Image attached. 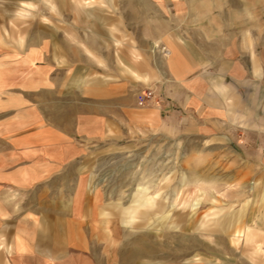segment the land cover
<instances>
[{"label":"crops","instance_id":"crops-1","mask_svg":"<svg viewBox=\"0 0 264 264\" xmlns=\"http://www.w3.org/2000/svg\"><path fill=\"white\" fill-rule=\"evenodd\" d=\"M128 1L153 10L141 26L166 28L134 34L129 61L122 27L96 60L89 47L74 61L0 33V264H105L94 255L82 143L136 131L198 139L239 169L236 185L255 203L245 221L264 234V0ZM147 88L162 94L159 107L137 105Z\"/></svg>","mask_w":264,"mask_h":264},{"label":"rangeland","instance_id":"rangeland-1","mask_svg":"<svg viewBox=\"0 0 264 264\" xmlns=\"http://www.w3.org/2000/svg\"><path fill=\"white\" fill-rule=\"evenodd\" d=\"M131 5L128 0H0V33H23V42H6H43L74 61L89 47L96 60L102 43L111 53L107 34H121L122 27L129 61L134 34L166 29L141 26L140 18L153 10ZM120 65L131 77V64ZM82 144L93 196L94 255L105 264H264V234L245 221L252 202L242 193L248 187L236 185L244 176L221 164L218 153L200 140L136 131L119 141ZM248 227L251 242L244 239Z\"/></svg>","mask_w":264,"mask_h":264},{"label":"built area","instance_id":"built-area-1","mask_svg":"<svg viewBox=\"0 0 264 264\" xmlns=\"http://www.w3.org/2000/svg\"><path fill=\"white\" fill-rule=\"evenodd\" d=\"M137 105L138 106H156L159 107L162 103V94H160L154 88H147L140 91L137 95Z\"/></svg>","mask_w":264,"mask_h":264}]
</instances>
